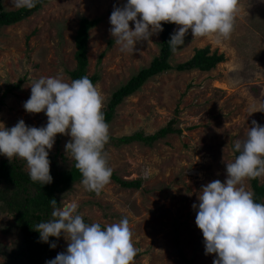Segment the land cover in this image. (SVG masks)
<instances>
[{
  "label": "rangeland",
  "instance_id": "rangeland-1",
  "mask_svg": "<svg viewBox=\"0 0 264 264\" xmlns=\"http://www.w3.org/2000/svg\"><path fill=\"white\" fill-rule=\"evenodd\" d=\"M1 1L6 10L16 9L12 0ZM125 2L52 0L29 18L2 29L0 98L8 82L24 80L21 88L4 98L0 122L6 127L20 119L35 127L47 123L44 113L29 114L22 105L30 96L31 83L40 77L60 75L71 81L67 71L76 66L75 36L82 17L100 18L90 30L88 74L100 75L95 86L104 106L117 88L148 66L160 53L159 35L138 42V51L122 53L109 33L114 5ZM177 27L174 24L172 31ZM185 37V44L172 54L171 65L189 60L196 49L206 47L223 54L224 61L210 71L171 69L149 78L117 107L109 125V134L118 137L140 130L153 134L171 120L181 130L153 146L133 142L106 151L113 172L122 179H141V187L123 188L110 180L99 194H92L78 182L64 200L78 204L86 223L104 226L127 217L137 249L133 264H213L214 256L205 254L192 205L198 203L202 185L224 181L222 159L231 162L235 158L233 143L246 138L252 120L264 125V111H249L252 104L264 106V0H240L235 29L227 40L215 35L193 39L190 31ZM68 140L69 136L57 134L49 152L50 156L60 147L57 161L63 165L71 162L64 148ZM246 187L252 191L250 181ZM12 221L11 215L0 211V244L18 238L1 230ZM54 242L57 247L50 259L67 247L63 237Z\"/></svg>",
  "mask_w": 264,
  "mask_h": 264
},
{
  "label": "clouds",
  "instance_id": "clouds-1",
  "mask_svg": "<svg viewBox=\"0 0 264 264\" xmlns=\"http://www.w3.org/2000/svg\"><path fill=\"white\" fill-rule=\"evenodd\" d=\"M40 0H12L16 9L31 10ZM240 12V0H126L114 5L109 17V33L122 53L138 51V42H149L163 32V23L174 29L168 44L173 51L193 39L215 35L231 37ZM132 22L133 27H130ZM23 102L29 114L44 113L47 123L29 126L23 119L6 127L0 122V155L12 163L13 157L26 163L28 176L42 186L51 184L49 152L57 134L70 137L65 153L80 173L87 191L99 194L110 182L113 169L104 151L109 141L103 96L87 76L66 82L62 76L40 77L30 85ZM250 113L264 111L252 104ZM243 141L233 143L235 158L225 164V179L202 185L193 203L195 224L203 236L206 255L213 264H264V203L256 202L246 182L264 178V125L252 120ZM52 219L36 224L39 242L55 249L50 237H63L67 247L44 264H133L137 249L129 220L106 224L86 223L75 202L57 207L50 200Z\"/></svg>",
  "mask_w": 264,
  "mask_h": 264
},
{
  "label": "trees",
  "instance_id": "trees-1",
  "mask_svg": "<svg viewBox=\"0 0 264 264\" xmlns=\"http://www.w3.org/2000/svg\"><path fill=\"white\" fill-rule=\"evenodd\" d=\"M51 1L40 0L36 7L31 10H6L0 0V33L5 27L29 18ZM99 22L100 18L89 19L82 17L80 19L75 36L76 66L73 70L67 71L71 80L87 76L95 85L100 79L98 73L88 74L90 30ZM162 26L164 30L159 33V55L155 56L148 66L141 68L125 84L117 88L104 106L103 111L108 125L117 116V107L123 100L140 89L149 78L171 69L178 71H210L218 63L224 61L223 54L211 52L209 47H206L196 49L189 60L176 66L171 65L170 58L172 54L183 45L173 51L168 41L173 33L174 24L162 22ZM103 56L104 54L100 56V60ZM23 80L18 83H7L5 93L0 98V106L4 104L3 100L6 96L12 94L15 89L21 88ZM174 123L175 120L169 121L153 134H146L143 130L119 137L109 134V141L105 145L104 151L106 152L110 146L119 148L133 142L153 146L155 142L172 133H181V130ZM57 149L56 153L49 156L51 161L50 174L53 177V182L44 186L30 180L24 160L13 157L12 163H10L7 158L0 157V211L6 212L13 218V221L8 222L1 230L4 234H16L18 236L11 244H0V257L3 258L2 264H44L54 253L49 244L39 242V233L33 229H35L37 223L52 219L51 212L53 209L50 200L55 199L57 207L62 206L65 204L64 200L74 192L75 183L80 182L82 179L78 170L75 169L72 159L69 165H63L57 161L60 147H57ZM60 156H62V160L66 161L65 156L61 154ZM111 180L123 188H140L142 185L141 179H122L115 172H112ZM250 183L256 202L264 203V182L257 178L250 180ZM90 193L93 194L95 192L90 191ZM84 221L86 222L85 219ZM55 239L50 237V242H54Z\"/></svg>",
  "mask_w": 264,
  "mask_h": 264
}]
</instances>
